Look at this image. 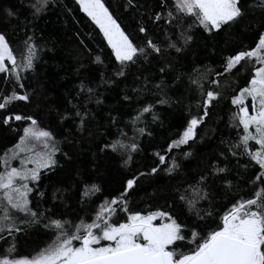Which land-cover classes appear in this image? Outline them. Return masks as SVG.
I'll use <instances>...</instances> for the list:
<instances>
[{
    "label": "trees",
    "instance_id": "16d2710c",
    "mask_svg": "<svg viewBox=\"0 0 264 264\" xmlns=\"http://www.w3.org/2000/svg\"><path fill=\"white\" fill-rule=\"evenodd\" d=\"M32 2L34 0H0V20L3 19L4 8H12L17 12L18 19L14 17L10 24L0 23V29L6 32L17 58L25 51L24 42L28 36L34 35L36 43L42 48L35 70L23 73L24 89H16L21 93L27 90L31 94L30 102L15 101L7 110H0V156L13 148L22 135L23 127L27 126L26 121H12L10 125H4L3 118L13 112L37 118L41 127L53 132L60 142L62 153H67V156L57 153L58 166L53 171L42 173L37 185L44 196L40 198L36 190L30 193L33 206L38 202L42 208L52 210L49 215L55 214L74 224L80 223L82 219L90 222L101 204L120 195L126 179L141 172L149 173L152 167L158 165L155 153L165 155L167 162L176 157L180 168L169 174L163 170L166 164L159 165L157 174L140 177L134 190H129L127 196L130 210H169L188 226L197 224L214 228L232 203L241 198H251L252 185L246 181L249 180L252 166L249 169L243 167L249 158L239 154L233 157L227 152V148L243 134L242 129L230 124L231 113L235 111L230 101L250 80L251 63L237 66L220 79V88L213 90L221 91V96L209 105V115L197 128L195 142L190 141L189 145L174 148L171 152L168 146L179 138L192 116L203 114L201 92L190 78L203 74L206 68L222 71L224 57L234 54L236 50L254 47L256 33L264 32V12L255 6L256 0H242L247 9L246 15L233 27L212 35L194 26L191 30L193 39L183 52L168 49L161 56L154 55L148 61L130 66L123 77L113 76L116 63L111 50L102 33L79 9L75 0H54L48 10L36 18H33L32 9L28 7ZM104 2L125 31L134 36L136 41H142L144 37L136 32V28L141 21L149 24L147 15L124 7L126 0ZM139 3L145 5L139 8L141 14L148 11V6L155 11L160 10L156 7L159 0H139ZM168 3L170 7L173 6V0H168ZM184 20L186 24L192 23L187 17ZM165 30L172 35V39H176L173 29L162 23L150 26V33L159 38L161 43H164ZM80 41L91 49L92 56L100 55L103 64L91 63L89 53ZM80 63L87 67L77 73ZM165 65L171 67H166L165 72L161 73L159 69ZM101 72L105 79H112V83H101ZM208 79L205 76L202 81L205 90L210 87ZM81 80L92 86L100 85L96 91L102 101L97 104L94 97L87 103L90 115L83 131L77 127L78 118L61 120L66 112L74 111L73 104L79 105L84 101V94L77 96ZM161 81L166 85V96L156 87ZM12 88L13 85L5 83L3 74H0V94L6 95ZM162 98L168 102L158 103ZM146 104L154 105L153 111L158 118L153 120L152 114L146 113L142 121L134 126L132 118ZM113 117L116 118L115 123ZM140 127L146 128L144 135L137 133L136 129ZM119 130L127 133L129 138H135L139 144V151L132 154V160L127 165L124 164L125 156L99 152L105 142L117 138ZM249 146L252 150L258 147L254 142H250ZM186 152L191 155L185 157L183 154ZM221 152L225 153L224 157L220 156ZM213 163L226 166L228 172L220 177H209L206 186L208 199L200 200L197 205L203 217L201 220L195 212L189 211L179 197L181 193L187 195L185 190L189 185H195L201 175L210 171ZM11 164L18 167L19 160H13ZM225 176L232 181L231 190L223 183ZM86 183L98 184L101 191L83 198L81 193ZM58 189L61 191L58 192ZM53 193H56V200L52 199ZM208 212L211 216L206 215ZM117 215L122 219L125 214L118 212ZM4 235L5 238L0 239V255L14 243L12 255L17 257L35 255L55 238L51 230H45L42 226L16 234L14 241L11 236ZM176 247L186 251L190 244L186 240L177 242Z\"/></svg>",
    "mask_w": 264,
    "mask_h": 264
},
{
    "label": "snow or ice",
    "instance_id": "6c2138e0",
    "mask_svg": "<svg viewBox=\"0 0 264 264\" xmlns=\"http://www.w3.org/2000/svg\"><path fill=\"white\" fill-rule=\"evenodd\" d=\"M75 2L99 29L107 47L110 48L116 63L114 77L125 76L130 66L148 61L154 55L161 56L168 49L177 53L183 52L193 39L191 30L194 26L201 27L206 33L217 35L238 24L247 11L242 0H173L172 7L169 6L168 0H159L156 5L159 11L148 6V11L141 14L139 8L145 5L140 4L139 0H126L124 7L136 10L140 15H147L149 21V24L138 22L136 32L144 38L142 41H136L135 37L121 26L104 0ZM53 3L54 0H34L28 7L32 9L33 18H36L46 12ZM255 6L264 12V0H256ZM2 11L3 19L0 23L10 24L14 17L18 19L17 12L12 8H4ZM185 17L191 19L192 23L186 24ZM161 23L173 29L176 39H172V35L165 30L164 43H161L159 38L150 33V26H159ZM24 27L27 30V24ZM80 43L88 51L91 63L103 64L100 55L92 56L91 49H88L83 41ZM24 44L25 51L18 59L9 44L6 32L0 29V74H3L5 83L13 85L8 94H0V110H7L15 101L30 102L31 94L27 90L21 93L16 89H24L23 73L35 70L42 48L36 43L34 35L28 36ZM244 63L252 64L250 80L230 101L235 107V111L231 113L230 124L234 128L242 129L243 134L227 148V152L233 157L239 154L249 158L243 167L249 169L252 166L249 180L246 181L251 183L252 193L251 198H241L232 203L221 217V222L214 228H204L197 224L188 226L169 210L129 209V190H134L140 177L157 174L159 165L166 164L163 170L169 174L180 168L176 157L167 162L166 156L159 153H155L158 165L152 167L149 173L141 172L126 179L120 195L101 204L90 222L82 219L80 223L74 224L58 218L55 214L49 215L52 210L42 208L38 202L33 206L29 194L36 190L39 197L43 198L44 193L39 191L37 182L43 172L53 171L58 166L56 155L62 153L60 142L52 131L41 127L40 121L33 115L14 112L6 115L2 121L4 125H10L12 121H26L27 126L23 127L22 135L13 148L0 156V239H4L6 233L14 241L16 234L35 226L51 230L55 238L31 256H13V243L0 255V264H264V32L256 33L254 47L236 50L234 54L224 57L222 71L206 68L203 74H198L194 79L190 78L191 83L201 92L200 106L203 108V114L192 116L179 138L169 144L168 151L189 145L190 141L195 142L197 128L209 115V105L221 96V91L213 89H219L220 79L225 74H230L237 66L242 67ZM86 67L87 65L80 63L76 72L79 73ZM166 67L171 66L165 65L159 71L164 73ZM205 76L209 78L208 90L204 89L202 82ZM100 80L104 84L112 83V79H105L103 72L100 73ZM99 86H92L81 80L77 96L84 94V101L79 105L73 104L74 111L66 112L61 116V120L78 118L77 127L83 131L90 115L86 108L87 103L94 97L97 104L102 103L96 91ZM156 87L163 96L167 95L163 81ZM124 99L127 100L128 97ZM167 102L168 100L163 98L158 101L161 104ZM153 109V104L144 105L137 111L131 123L135 126L142 121L146 113H151L153 120L157 119ZM112 120L116 122V118L113 117ZM136 131L139 135H144L146 128L140 127ZM250 142H254L258 147L252 150ZM137 151L139 144L136 139L129 138L123 130H119L117 138L105 142L99 149L101 153L112 152L125 156V165ZM62 154L67 156V153ZM183 155L187 157L191 153L186 152ZM220 156L224 157L225 153L221 152ZM13 160H19L18 167L12 166ZM227 172L226 166L221 167L219 163H213L207 174L201 175L195 185H189L185 190L187 195L180 194V200L185 202L189 211L195 212L202 220L201 210L197 205L200 200L208 199L206 186L209 184V177H220ZM223 183L231 190L232 181L226 176ZM100 191L98 184L86 183L81 195L88 198ZM52 199H57L56 193H53ZM118 212L125 214L122 219L117 215ZM206 215L211 216V213ZM186 240L190 247L186 251L179 250L176 247L177 242Z\"/></svg>",
    "mask_w": 264,
    "mask_h": 264
},
{
    "label": "rangeland",
    "instance_id": "374dc122",
    "mask_svg": "<svg viewBox=\"0 0 264 264\" xmlns=\"http://www.w3.org/2000/svg\"><path fill=\"white\" fill-rule=\"evenodd\" d=\"M251 110V109H250Z\"/></svg>",
    "mask_w": 264,
    "mask_h": 264
}]
</instances>
